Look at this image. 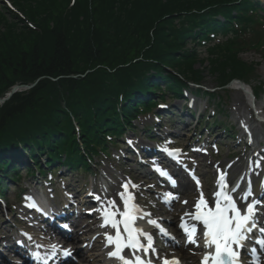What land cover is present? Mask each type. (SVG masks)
<instances>
[{"label":"trees","instance_id":"obj_1","mask_svg":"<svg viewBox=\"0 0 264 264\" xmlns=\"http://www.w3.org/2000/svg\"><path fill=\"white\" fill-rule=\"evenodd\" d=\"M9 1L14 11L0 0V99L36 86L0 105V181L23 149L90 171L82 152L109 156L107 136L117 140L166 92L181 98V77L200 83L206 70L222 87L249 84L258 64L241 55L264 58L260 0Z\"/></svg>","mask_w":264,"mask_h":264},{"label":"rangeland","instance_id":"obj_2","mask_svg":"<svg viewBox=\"0 0 264 264\" xmlns=\"http://www.w3.org/2000/svg\"><path fill=\"white\" fill-rule=\"evenodd\" d=\"M2 1L5 3L6 6H8L9 3L11 4L9 0H2ZM261 2L264 6V0H261ZM218 39L220 40V37ZM221 39L226 40V37L221 36ZM198 51L201 57L206 56V48H199ZM241 57L245 62L258 63L257 75L259 77V80L264 83V58L261 56V54L256 51H247L244 54H242ZM202 83L208 86H212V87H218L220 85L218 77L215 75L214 76L210 75L206 70H204V73H203ZM255 84L256 83L253 82L252 86H255ZM235 88H236V85L235 86L234 84L230 85L228 88L217 93L216 96L211 97L209 101L211 103L212 110H210L208 114L210 113V116H211L213 112L217 113L218 116L216 117V120L218 122L221 121L223 123H230L231 121L230 117H234L237 120H240L245 125V127L249 126V128L254 132L253 136L255 137V139L260 141L261 138H264V128L260 123H258L255 117V111H257L260 115L264 117V97L263 96L259 97V99H257V102L255 103V108H253L247 102L244 92L236 90ZM237 93L242 94L245 100L243 103L237 102V97H236ZM157 94L158 93H156V95ZM205 103L207 104V101ZM221 110H223V112H221ZM156 123L157 121L155 119L154 114L153 116L151 115L139 116V118H137V120H135L132 123V126H133L132 130L135 131L134 133L136 137V138L134 137L135 139L131 140L133 144L135 143V144L140 145V143H143V142L146 143L147 139H146L145 134L143 135V128H149L150 130L159 129L160 133L155 134V136H157V138L160 137V139L164 141L162 145L163 146L165 145L166 147H168L169 144H173L172 143L173 139L172 137H170V134L171 132L176 131L180 135V139L178 138L175 141L176 142L179 141L182 144V146H184L186 145V143L190 142L192 136L194 135L196 119L192 120L191 126H190L191 128H189L188 125H185L183 127L179 126L178 128H175V130H172L169 127V125H167L166 123L161 124L159 128H156L154 126V124ZM212 125L214 127V124ZM221 131L222 129L220 130V132ZM126 136H128V133L125 134V137ZM217 136L215 138H217ZM240 136L241 135H239L238 138H240ZM166 139L167 141H165ZM220 142L224 143L223 145L224 147L220 145L219 148H216L214 145L213 146L211 145L210 147L202 148L204 145H206V142L202 143V145L201 144L198 145L199 150L207 149V148H209L210 150V152H207L199 156L201 157V160L204 161V164L207 165L206 167L207 170L210 171L212 174L209 175L208 173H206L207 170L205 169V167L203 169L202 168L199 169L201 170L200 173L202 174L201 179H199V185L191 186L192 188L189 190L190 192L192 191L191 194H193V197L196 199H200V195L202 191L206 194V196L214 195V193L217 191L216 173L219 171V169H222L223 171L227 172V170H230L231 168H233V166H235L236 170H233V171L231 170L230 172H227V174L229 176L231 175L232 177L237 176L241 173H245V170L247 168V159L242 156L243 154L242 155L239 154L245 151V147L239 144L240 140L229 139L228 136L224 135V136H221V138L219 139L218 143ZM156 146L157 145H155V147ZM124 147L125 146H123V148H118L116 145L115 148L114 147L111 148L110 157L100 156L96 158L94 163L97 164L98 167H95V169L93 170L94 172L93 174H90L88 176V173H86L85 171H82L80 174L77 173V174H72L69 176H65V175L59 176L60 171H61V169H59L58 172L53 174L52 176L53 178L51 182L49 178L43 181L44 184H42V187H40V189H38V187L36 186V182H37L36 176H33L31 178H29L28 176H25L27 167H29L30 164L27 162L28 164L27 166L19 165L20 166L19 173L21 174L20 178L18 179L19 182L18 184L11 186V188L14 189L15 194H11L12 193L11 192L8 195V197L6 196V198H3L4 199L3 205H1L0 236H9L10 235L9 230H11L12 227L14 228L18 226L25 227V228H31L37 234L43 235V233L36 231L37 230L36 227L38 226L36 222L28 223L22 220L24 216H27L28 214L30 215V213L27 212L26 209L21 204L17 205L16 209L13 210V212L9 210V206H8L10 204L13 205V202L17 200L21 202L23 200L22 197L28 198L33 193L42 191L41 193L43 195H46L50 199V203L53 204L52 202L54 201L53 199H56L59 194H64L65 192L66 194H73L74 196L77 193V191L75 190L76 185L80 184V186H83L87 184L88 186H92L95 189L94 191L95 193L93 192L94 194L93 199L95 198L96 195H99L102 198L99 203L102 204L104 207H107L108 206L107 201L113 199L111 197L113 196L115 192L114 190L120 189L121 191L122 181H125V180L128 181V179H133V181L135 179L140 180L137 175V170L140 168H143L144 164H146V162L144 161L146 159H144V156L140 155L137 149L132 153V155H129L130 153H125V150H123ZM23 151L27 153L26 150L23 149ZM134 154L136 155L135 157H134ZM19 155L24 156L22 150ZM140 163H143V165H141ZM189 163H191V161H189ZM196 163L198 162L196 161ZM262 163H263L262 159L258 158L257 165H252L253 171L258 170V169L261 170ZM96 168H98L97 173L95 172ZM119 174H121L119 180L114 181L115 176ZM32 178H35V181H33L32 183H29V181ZM138 180L134 181L136 186H132V188L137 189L138 192H140V194L138 193L137 197L141 199V201H143V204H140L143 211L147 213H150L151 211L161 213V210L165 209L166 206L164 205L162 206V204L160 203V200H159L160 195L158 191L159 185L157 184L154 185L152 181H150V183H142L141 181H138ZM110 182L114 183L115 185H113V187L110 186ZM26 188H30V191H27ZM181 198H182V205L180 207L183 208L188 203L187 199H191V196L187 197V195L185 196V194H183L181 195ZM73 200L75 199L73 198ZM77 200L80 201V199L78 198ZM78 201H75V202L78 204ZM178 201H180V199H178ZM185 201H187V203H185ZM191 201L195 204L193 200ZM4 205L6 206L4 207ZM175 205L176 204H173L171 205V207H169V208L173 207L169 215H164L161 213L159 218H157L159 225L167 224L166 230L169 231V234L171 235H173V233H175L176 230L180 228L179 226L181 224L180 223L181 220L177 223H174L175 221L174 217L177 213V210L179 209V207L175 208ZM100 207L101 206L97 205V209H100ZM92 221L94 222L93 218L89 219L87 216H84V215H81L77 219V229L75 230V234L78 236V238L75 239L74 242H76L75 243L76 247L79 246V248L81 247L82 249H81V253L77 254V256L73 255L72 253L69 254V256H72L73 258L76 259L75 261L76 264H100L99 261L98 263L97 262L93 263L92 261L90 262V259L95 258V257L97 258L100 257L99 260H101V255H96L97 253H94V252L92 253L86 247L84 248L85 244L88 243L87 239L89 238L98 239L97 235L99 233L92 232L91 231L92 229H90L89 227ZM82 224H85V225L87 224L88 225L87 228L89 227L88 229L84 230L85 231L84 234H83V231H81V228L79 227ZM31 225L35 227H31ZM77 232H80V234H77ZM158 240L160 241L158 245L161 246V248L167 247V245L162 241L161 236L158 237ZM176 240L177 242L181 244L186 243L185 240L179 239L176 236L175 238H173V243L176 242ZM82 245L84 246L82 247ZM174 247L178 248L181 246H171V248H174ZM178 250L179 249H175V251H178ZM189 251L192 252V250H189ZM191 252H188V256H190V259H191V260L189 259L188 261L193 264H200L199 261H197L196 256H195L196 261L194 258H191L192 256L195 255ZM81 257H86L87 259H84V261H81Z\"/></svg>","mask_w":264,"mask_h":264},{"label":"snow or ice","instance_id":"obj_3","mask_svg":"<svg viewBox=\"0 0 264 264\" xmlns=\"http://www.w3.org/2000/svg\"><path fill=\"white\" fill-rule=\"evenodd\" d=\"M164 107V105H161ZM166 175V173H163ZM175 182L173 181V184ZM199 185V180H196ZM124 191L118 192L120 200L123 201V211H120L114 200H108L107 204L110 207H101L102 223L101 227L112 228L115 230V235H106L107 246H113L114 250L108 252L109 258H115L123 261V264H133V261L126 258L122 253L124 249H131L133 256L135 252L143 249L144 244L141 243V236L145 235L148 241L147 247L151 248L152 237L142 232L141 229L134 226L137 219V213L140 209L130 203L134 197L128 193L129 185H122ZM97 202L101 201L99 195L95 196ZM187 203V201H185ZM33 206H35L33 204ZM243 208V211H242ZM254 204H245L238 207L236 200L226 189L225 177L220 176V191L215 193L214 207H210L208 201L200 195V199L196 204L195 220L203 225L204 242L207 248L214 249L204 257V264H208L211 259L214 264H238V253L235 251L236 246H243L247 239L248 233L256 225ZM117 216L123 217V220L117 219ZM156 224V221H149ZM121 224L123 226L122 235ZM181 228L185 230L190 242H195L193 239L196 227L191 230L187 229L182 223ZM264 232V228L261 229ZM55 248V246H53ZM69 251L65 250L64 255H69ZM134 264H144L139 256H135ZM150 264V262H149ZM164 264H178L177 261H167Z\"/></svg>","mask_w":264,"mask_h":264},{"label":"bare ground","instance_id":"obj_4","mask_svg":"<svg viewBox=\"0 0 264 264\" xmlns=\"http://www.w3.org/2000/svg\"><path fill=\"white\" fill-rule=\"evenodd\" d=\"M236 97H237V102H239V103H243L245 101L241 93H237ZM230 170H232V171L236 170L235 166H233V168H231ZM210 175H211V173H210ZM120 176H121V174L116 175L115 178H114V181H118ZM113 185H115V184L114 183L110 184V186H112V187H113ZM191 192L190 191L186 192L185 196L186 195H187V197L192 196L193 194H191ZM236 194H237V191H236ZM114 197L116 198V204L117 205L118 204L121 205V203H123V201L120 200V198H117L116 196H114ZM187 200H188V203L183 208L180 207L182 205V203H179L176 206V208L179 207V209L177 210V213H176V215L174 217L175 222L180 221L182 216H183V220H181V221H182V223L185 225V227L187 229L191 230L193 225H196L198 228H203L202 223H200L199 221H196L195 218H194L195 214H196V208H195L194 203L191 201L192 199H187ZM28 202L36 204L38 202H41V200L39 199V196H35V197H32ZM130 203H132L135 206H137L136 203H141V200L136 196ZM43 209H45V211L46 210L50 211V207L49 206L47 207V205H45V204L43 205ZM152 213H153V215H155L157 217H159L161 215V213L164 214V215H169L171 213V208L162 209L161 213L160 212H158V213L157 212H152ZM136 215H137V219H136L135 224H134L135 227H136V224L138 223V221L139 222L142 221L143 218H147L148 220L151 219V217H148V215L145 212H143L142 209H140V212L137 213ZM117 219L122 221L123 217L117 216ZM150 224H152V223H150ZM100 225H101L100 218H98V215H97V216H95L94 222L92 221V223H91V225L89 227H90V229H92L91 230L92 232L96 231V232L99 233L97 235L98 239H90V238L87 239L88 244H87L86 248L89 249V251L92 252V253L100 251L101 244H102V239L104 238V240H105V237H106L105 236V232L107 231V228L101 227ZM152 227H153V225H149V222H148L146 224V226H145V229L148 231ZM108 231H109L108 233H110L111 235H113V236L115 235V230L114 229L108 227ZM121 231H122V235L126 237L127 234L123 233L122 224H121ZM108 233H107V235H108ZM179 233L182 234L181 235L182 238L185 237V235H183L184 233L181 231V225H180ZM198 238H199V240L201 239V243L199 245L188 241V246H190L193 250H195V253H197L199 256H201V259L203 260L205 255L209 254L210 252H214V249L210 250L209 248H207L205 246L203 233L200 232L199 236H197L195 238V240L198 239ZM39 239H44V237H39ZM46 240H48L49 242H53V243H55L57 241L55 237H50V238H48ZM187 240H189L188 237H187ZM58 246L61 249H64L66 247V244L63 241H58ZM128 251H129V249H126V252H128ZM151 251H153V248H148V249L146 248L145 251H144L145 255H143V256L144 257L150 256ZM235 251L239 255L240 246H236L235 247ZM160 254H161L162 257L166 258L167 261H177L178 264H193L191 262H188L190 257L188 256V253L185 250L182 251V252H175V251L168 250V249H161L160 250ZM99 258L100 257L91 258L90 261H92L93 263H96V262L98 263V261L100 262ZM164 258H163V260H165ZM191 258L195 259V257H191ZM185 259H187V260H185ZM141 260L144 262V264H149V262H150L146 258L141 259ZM163 260H161L160 263L157 262V261L156 262H157V264H164L165 261H163ZM132 261H133V264H134L135 260L133 259ZM195 261H196V259H195ZM197 261H198V258H197ZM119 264H123V262H121ZM150 264H152V262H150Z\"/></svg>","mask_w":264,"mask_h":264},{"label":"water","instance_id":"obj_5","mask_svg":"<svg viewBox=\"0 0 264 264\" xmlns=\"http://www.w3.org/2000/svg\"><path fill=\"white\" fill-rule=\"evenodd\" d=\"M35 86H36V83L31 85V86H15V87H13L11 92L9 94H7L5 98L0 99V105L9 101L13 97V95H15L17 92L22 91V90H30V89L34 88Z\"/></svg>","mask_w":264,"mask_h":264}]
</instances>
